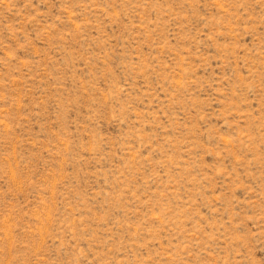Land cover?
I'll return each instance as SVG.
<instances>
[{"label": "rangeland", "instance_id": "obj_1", "mask_svg": "<svg viewBox=\"0 0 264 264\" xmlns=\"http://www.w3.org/2000/svg\"><path fill=\"white\" fill-rule=\"evenodd\" d=\"M0 264H264V0H0Z\"/></svg>", "mask_w": 264, "mask_h": 264}]
</instances>
